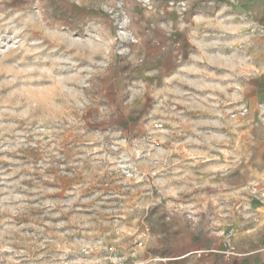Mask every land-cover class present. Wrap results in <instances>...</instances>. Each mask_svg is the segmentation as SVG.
I'll return each instance as SVG.
<instances>
[{"label": "rangeland", "instance_id": "rangeland-1", "mask_svg": "<svg viewBox=\"0 0 264 264\" xmlns=\"http://www.w3.org/2000/svg\"><path fill=\"white\" fill-rule=\"evenodd\" d=\"M262 207L264 0H0V264H181Z\"/></svg>", "mask_w": 264, "mask_h": 264}, {"label": "crops", "instance_id": "crops-1", "mask_svg": "<svg viewBox=\"0 0 264 264\" xmlns=\"http://www.w3.org/2000/svg\"><path fill=\"white\" fill-rule=\"evenodd\" d=\"M264 217V207L260 208ZM237 236V235H234ZM245 238L239 236L230 241L224 231L206 233L202 243H195L201 236L192 240L194 248L186 249L174 259L181 264H263L264 263V218L245 231ZM235 249V252H231ZM204 253L202 259L195 258L196 253Z\"/></svg>", "mask_w": 264, "mask_h": 264}]
</instances>
